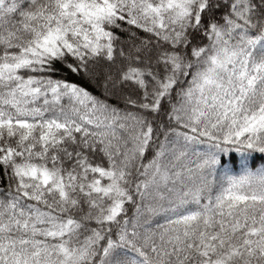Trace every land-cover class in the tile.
<instances>
[{"label":"snow or ice","instance_id":"obj_1","mask_svg":"<svg viewBox=\"0 0 264 264\" xmlns=\"http://www.w3.org/2000/svg\"><path fill=\"white\" fill-rule=\"evenodd\" d=\"M0 264H264V0H0Z\"/></svg>","mask_w":264,"mask_h":264}]
</instances>
